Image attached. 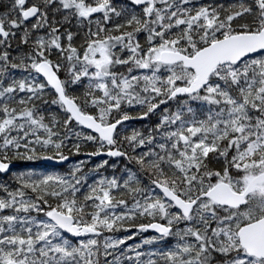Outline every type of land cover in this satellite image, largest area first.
Instances as JSON below:
<instances>
[{
	"label": "snow or ice",
	"instance_id": "snow-or-ice-1",
	"mask_svg": "<svg viewBox=\"0 0 264 264\" xmlns=\"http://www.w3.org/2000/svg\"><path fill=\"white\" fill-rule=\"evenodd\" d=\"M0 264H264V0H0Z\"/></svg>",
	"mask_w": 264,
	"mask_h": 264
}]
</instances>
